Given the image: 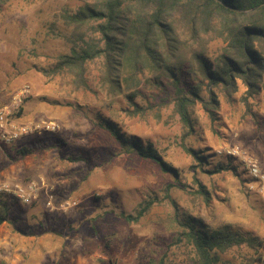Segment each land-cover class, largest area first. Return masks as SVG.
Listing matches in <instances>:
<instances>
[{"label":"rangeland","instance_id":"obj_1","mask_svg":"<svg viewBox=\"0 0 264 264\" xmlns=\"http://www.w3.org/2000/svg\"><path fill=\"white\" fill-rule=\"evenodd\" d=\"M79 5V0H10L0 13V108L29 88L14 120L59 125L54 133L12 144L0 139V182L44 180L49 187L31 206L0 195L10 204L11 217L0 226V264H196L182 236L187 215L264 241V184L250 176L242 158L264 166V92L246 102L240 84L232 101L220 97L217 121L198 106L195 134L187 139L171 87L145 83L137 103L146 115L131 116L124 99H108L100 89L102 62L87 65L86 88L67 75L52 74L71 49L61 37L69 32L61 15ZM224 46L212 42L209 55L217 56ZM101 121L125 139L152 143L179 178L128 152ZM184 142L207 151L205 171L184 151ZM21 147L33 153L20 156ZM233 149L241 155L229 154ZM228 163L237 173H211ZM50 195L54 210L47 206ZM65 202L71 206L61 210ZM150 202V212L139 222L125 219ZM253 258L254 252L242 247L223 260L259 264Z\"/></svg>","mask_w":264,"mask_h":264},{"label":"trees","instance_id":"obj_2","mask_svg":"<svg viewBox=\"0 0 264 264\" xmlns=\"http://www.w3.org/2000/svg\"><path fill=\"white\" fill-rule=\"evenodd\" d=\"M9 1L0 0V13ZM79 1L76 9L65 10L61 15L69 30L61 37L71 49L60 57L52 74L67 75L74 84L86 88L87 65L102 62L100 89L108 99H124L130 106L126 112L131 116L146 115L137 103L139 97L143 98L145 83L161 90L171 87L175 111L187 139L195 134L194 114L198 106L212 121H217L220 97L232 101L240 84L246 89V102L264 92V0ZM214 41L225 46L211 57L209 50ZM100 123L111 130L128 152L154 161L164 172L179 178L178 171L164 161L152 143L125 139L110 124ZM182 147L197 168L205 171L207 151L196 150L186 142ZM17 152L23 157L33 153L27 147ZM223 171L237 173L229 163L211 173ZM199 193L206 194L203 186ZM3 200L0 226L11 218L10 204ZM152 206L150 202L136 217L130 215L125 219L139 222ZM181 226L196 264H228L224 256L242 247L254 252L251 262L264 264V241L255 236L243 235L230 226L211 228L191 215Z\"/></svg>","mask_w":264,"mask_h":264},{"label":"built area","instance_id":"obj_3","mask_svg":"<svg viewBox=\"0 0 264 264\" xmlns=\"http://www.w3.org/2000/svg\"><path fill=\"white\" fill-rule=\"evenodd\" d=\"M30 93L29 88H24L12 98L10 103L0 108V139L4 143L12 144L24 137L40 133H54L59 129L58 123L54 121H42L21 125L14 120V115L19 113ZM229 154L240 156L241 152L238 149H233L229 151ZM242 158L249 169L250 176L257 183L264 184V166L258 161L246 156ZM48 191L49 187L44 180H32L25 184L0 182V195L13 199L24 206L33 205L40 200L43 192ZM48 198L47 206L54 210L53 197L50 195ZM70 206V202H65L59 208L61 210H67Z\"/></svg>","mask_w":264,"mask_h":264}]
</instances>
